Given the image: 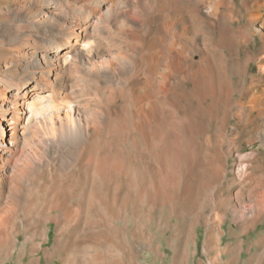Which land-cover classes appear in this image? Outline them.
<instances>
[{
    "label": "bare ground",
    "instance_id": "1",
    "mask_svg": "<svg viewBox=\"0 0 264 264\" xmlns=\"http://www.w3.org/2000/svg\"><path fill=\"white\" fill-rule=\"evenodd\" d=\"M91 1L73 0L71 4L80 11V14L85 5ZM97 1L106 11L105 25L102 29L79 30L70 25L71 34L65 37L59 36L52 46L41 52L40 58L43 59V63H37L38 70L31 71L28 75L30 80L26 84L24 82L23 87L20 86L19 90L27 85L29 88L24 89L23 92L20 91V98L15 107L11 108V111H0V115L7 112L12 116L14 123L10 126L11 131L3 130L2 137L3 139L8 137L11 140L17 151L15 156L21 158L18 167L6 169L0 166V230L8 233L10 225H14L15 215L23 203L21 200L25 195V183L29 181L31 175L34 177L37 172H40L38 174L40 177L43 175L42 171L46 168L41 162L45 164L50 157L49 152L44 148L46 145L59 144V141L64 140L77 147L79 144L82 146L84 142L83 148L78 147L82 150L80 149L81 152L71 164L69 173H76L79 170L94 172L109 183L114 176L129 177L131 173L130 179L132 177V180H135V186L130 187L124 184L118 186V190L143 192L146 186L142 183L143 176L151 173L155 177L160 173V169L157 173L152 166L144 170L139 162V165L133 163L135 166H127L129 158L123 153L126 150L124 145L130 142L132 148L138 150L137 142L129 139L126 123L122 124L113 119L111 125L106 124L100 110L102 107L108 108L116 119L115 107L122 100L129 99L133 102L139 100L140 95L134 90L131 80V74L135 68L139 67V63L127 65L125 62L130 61V58L138 53L137 42L145 35L144 28L151 27L158 34L161 46L147 60L145 96L149 100L147 111L152 116L156 114L160 104L167 108L171 115V187L177 195L182 187L180 178L183 174L194 181L198 180L200 192L208 191L203 199L197 200L199 212L203 215L208 208L218 210V213H210L207 216V223L221 227L225 213L219 209V206L224 205L231 198H226L222 193L218 187L220 185L218 179L227 180L229 169L215 159L210 163L203 159V142H200L199 138H204V142L208 145L213 143L216 147L222 148L225 145H237V137L241 133L262 132L264 134V0ZM67 3L65 0H58L57 7L64 21L73 22L74 17L67 16L66 13ZM53 8L48 10L54 11ZM27 15L29 19L37 18V13L31 10ZM44 20L46 22L47 19ZM165 55L171 58V64L163 67L162 60ZM32 57L28 49L17 50L16 57L5 64L4 70L8 74L19 71L32 62ZM95 59L103 60L97 63L100 73L96 81L98 87L95 88L98 109L91 105L78 104L70 97L66 98L67 89L64 88L67 85L64 78L71 81L70 74L73 72L89 77L92 72V62ZM109 59L112 66L108 65ZM234 61L239 64L240 71L237 74L232 72L230 65ZM110 67L112 76L108 73ZM42 71L48 74L41 77ZM50 77L56 78L55 80L63 78V80L55 85L48 81ZM159 78L163 80L168 91L167 95L159 96L157 89ZM91 86L94 87V85ZM38 87L46 94L44 98L46 106L43 108L30 101L38 95L37 92L35 93ZM204 117L208 118L211 125H215L214 136H209L210 125L204 124ZM134 118V127L148 137L149 129L146 128V123L138 111ZM233 121L235 127L231 128ZM104 127L108 128L107 134L116 136L120 146L118 149L125 150L121 153L111 152L114 149H112L113 146L110 147L101 140ZM236 129L239 130L238 133L235 132ZM235 133L237 137H234ZM152 134L151 131L150 136ZM149 150L151 157H154V148L150 147ZM137 152L139 160V150ZM247 162L246 159L242 160V167L238 169L239 181L248 175L243 168L245 166L250 169L251 163L247 164ZM207 170H209L208 179L204 178ZM38 175L36 174V178ZM63 178L66 177L63 175L59 177L61 182L57 184L59 186H55L56 192L54 191L50 201L43 200L42 204L39 202L41 215L47 209L52 219L56 220L54 213L57 210L72 213V205L65 197ZM232 184H227L229 191L232 189ZM152 186L157 190L161 188L157 182ZM117 198L113 205L118 208L124 207L125 199ZM39 203L37 205H40ZM257 205V212L248 218L250 225L256 228L264 219V197L257 202ZM71 217L74 216L71 215ZM73 219L70 218L71 221ZM41 224V219L36 221V225L34 224L36 232H39ZM239 255L242 256V250ZM175 261L177 262V258Z\"/></svg>",
    "mask_w": 264,
    "mask_h": 264
},
{
    "label": "rangeland",
    "instance_id": "2",
    "mask_svg": "<svg viewBox=\"0 0 264 264\" xmlns=\"http://www.w3.org/2000/svg\"><path fill=\"white\" fill-rule=\"evenodd\" d=\"M57 2L58 0H0V111H11V108L15 107L21 92L29 87L27 85L24 89L19 88L30 80L28 76L30 72H36L38 64L43 63V59L40 58L41 52L52 46L59 36L71 34V26L79 30H91L102 29L105 25L106 11L97 0L86 4V8L81 11L82 14L72 7L73 0H65V3L68 2L67 16L72 15L73 22L63 20ZM52 8L54 11L50 12L48 9ZM30 10L37 13V18L27 17ZM43 17L47 19L46 22ZM144 30L145 35L137 42L138 53L130 58V61L125 62L127 65L139 63V67L131 74L132 86L140 95L139 100L137 102L122 100L115 107L116 119L108 108L100 109L106 124L111 125L114 120L126 123L128 137L137 142L140 158L137 159L138 150H134L130 142L124 145L126 150L118 149L120 146L116 136L107 134L106 127L102 130L101 140L110 147L113 146V150L110 148L112 153H121L125 150L123 153L129 158L127 166L140 164L144 170L152 166L157 173L160 169V173L155 176L156 178L151 173L143 176L142 183L146 185L143 192L118 190V186L124 184L135 186V180H132V177L130 179L131 173L129 177L114 176L110 180L111 183L94 172L79 170L76 173H69V168L81 152L84 142L82 146L79 144L77 147L64 140L59 141V144L46 145L44 148L50 157L45 164L41 162L46 168L42 171L43 175L40 177L38 175L40 172H37L38 177L36 178L34 174L35 179L31 175L29 181L25 183V195L21 200L23 203L15 215L14 225H10L8 233L0 230V264H264V219L259 222L257 228L250 225L248 219L257 212V202L264 197V134L241 133L242 135L238 136L239 130L236 129L234 137L238 136V144L225 145L222 148L216 147L213 143L208 145L204 138H199V141L203 142V159H206L207 163L215 159L229 169L227 180L218 179L220 183L218 187L222 193L226 198H231L219 206L225 213L224 223L221 227L207 223V216L219 211L208 208L203 215L200 214L197 200L203 199L208 191L200 192L198 180L194 181L183 174L180 178L182 187L177 195L171 187V115L169 110L160 104L156 114L152 116L147 111L149 100L145 96L147 60L161 46L160 38L152 27ZM26 49L33 55L32 62L30 61L28 66L25 65V68L8 74L4 70L5 64L16 57L17 50ZM100 62L103 60L95 59L92 62L89 77L73 72L70 74L71 81L64 78L67 84L64 88L68 90L66 98L70 97L78 104L91 105L98 109L95 88L98 87L96 81L100 73L97 63ZM108 63L112 66L111 59ZM170 64L171 58L165 55L162 66ZM230 65L233 73H239L237 62L234 61ZM75 73L80 77H76ZM108 73L112 76L111 67ZM41 74V77L46 76L48 72L42 71ZM55 79L50 77L48 81L57 85L63 80ZM157 89L159 96L168 93L161 78L157 82ZM35 93L38 95L30 101L40 108L45 107L44 91L38 87ZM137 111L149 129L148 137L134 127ZM203 121L207 126L208 118L204 117ZM12 123H14L12 116L7 112L0 115V166L6 169L18 167L21 163V158L15 156L17 151L11 140L2 137L3 130L11 131ZM233 124L234 121L231 128L235 127ZM209 125L211 130L209 136H214L216 127L210 123ZM151 131L153 134L150 136ZM80 146L81 150L78 148ZM150 147L154 148V157H151ZM52 154L56 155L55 158ZM245 159L251 166L250 169L243 167L248 175L239 181L238 169L242 167L241 162ZM208 171L204 173V178L208 179ZM62 175L66 177L63 178L65 197L73 210L72 213L57 210L54 213L55 220L48 214L47 209L43 215L39 211L41 204L53 197L56 192L55 186H59L57 184L61 182L59 177ZM155 182L161 185L160 189L153 188L152 184ZM229 183H233L231 191L227 188ZM116 198L125 199L124 207L118 208L113 205ZM38 203L40 205H37ZM35 215L37 218L33 217ZM70 218L71 220L74 218L73 221ZM38 219L42 220V224L39 232H36L35 225ZM194 228L195 232L192 233ZM241 250L242 256L239 255Z\"/></svg>",
    "mask_w": 264,
    "mask_h": 264
}]
</instances>
